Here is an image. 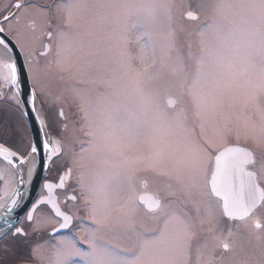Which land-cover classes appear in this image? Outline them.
Returning a JSON list of instances; mask_svg holds the SVG:
<instances>
[{"label":"snow or ice","instance_id":"obj_1","mask_svg":"<svg viewBox=\"0 0 264 264\" xmlns=\"http://www.w3.org/2000/svg\"><path fill=\"white\" fill-rule=\"evenodd\" d=\"M175 5L176 0H59L55 9L63 24L55 28L52 9L32 0H16L15 11L0 12V46L11 61L0 79L17 87L10 44L24 45L13 23L26 20L33 31L39 26L54 57L45 68L69 78L91 67L99 42L114 53L104 91L73 89L88 136L73 163L94 165L86 186L94 227L81 238L88 250L61 239L53 245V264H264V0H210L199 13L189 5V20L206 17L192 30L174 20ZM28 69L34 81L38 69L31 59ZM162 89L169 90L166 104ZM30 100L34 105L35 91ZM37 119L43 132L44 121ZM232 136L254 147L227 150L233 156L230 194L221 205L224 154L213 153L218 141ZM41 149L52 155L66 151L59 140L33 142L29 175ZM233 174L238 187L231 183ZM149 180L157 182V191L138 195ZM78 182L83 189V175ZM56 214L63 216L61 228L73 219L58 208ZM15 231L23 234L22 228Z\"/></svg>","mask_w":264,"mask_h":264},{"label":"flooded vegetation","instance_id":"obj_2","mask_svg":"<svg viewBox=\"0 0 264 264\" xmlns=\"http://www.w3.org/2000/svg\"><path fill=\"white\" fill-rule=\"evenodd\" d=\"M16 0H0V12L4 14H8L9 12L15 11L12 7ZM33 3L38 5H42L45 8H51L52 12H56L55 5L59 2V0H32ZM59 21L53 14V28L58 25ZM63 23V22H62ZM39 24V21H38ZM7 27V26H6ZM12 27L15 31H18L21 34V37H37L39 38V45L34 49L33 55L31 57H26L23 49L19 46L23 58L25 60L26 67L28 66L29 59L31 62L37 61L40 63L49 52L46 51L45 45L49 44L48 37L42 34V30L37 27L35 31H33L28 26V21H21L20 24H12ZM52 29H49L51 31ZM55 34H53L54 36ZM43 47V49H41ZM28 70V68H27ZM29 72V71H28ZM68 85L66 83L62 84L61 87V94L59 99L61 100L60 105L58 106V115L59 120L67 117L68 123L66 125L71 124L73 129L72 139L69 141L67 137H61V131L64 130V126L61 127V130H56L54 135L57 137L59 141L66 145V143L70 142L71 148L70 151L58 153L57 156L51 162L49 168L46 171V174L43 176L39 189L37 198L46 196L48 194L47 190L44 187L45 182H54L56 184V189L54 190V195L56 196L57 202L59 204L62 213L72 217V221L68 227L61 228L60 225L64 223L63 216H57L53 212V210L47 204H39L34 208L32 211V220H29L28 214L31 209V206L35 203L36 200L31 204V206L26 209V211L22 214L19 223L13 227L4 237L0 239L3 240L5 237L6 239L4 243H0V264H13L12 261H15V258H18L16 263L14 264H43L44 259L38 256L37 250L42 243H46L49 239H54L58 237H67L74 239L79 247V237H85L87 235L86 228L84 225H89L83 221V214L87 217L89 215L88 206L85 205L86 203V196L87 191L82 189L81 184L78 182L81 179L80 171L81 167L74 164L72 161L74 158L81 154V144H85L84 139L86 140L87 135L84 131L85 125L82 121V113L79 111V107L77 104L73 103V106L66 100L68 98ZM167 95H162V101L164 104L167 102ZM75 115H74V112ZM63 113V115H61ZM61 118V119H60ZM65 124V123H64ZM74 126V128H73ZM2 133V134H1ZM12 137L4 135L0 129V143L7 146L8 148L14 149L15 144L10 140ZM29 144V142H28ZM27 144V146H28ZM235 145L240 147H248L252 148L253 145H250L244 141L237 142L229 141L223 144V147L217 148L214 152V156L222 151L224 147ZM225 147V148H226ZM15 150V149H14ZM227 158L230 160V164L227 163L225 166V174L219 178V184L222 188H225L226 192L230 189L229 186V177L228 173L230 171V166L233 160L232 154H228ZM227 159V160H228ZM215 170V159L210 165V172ZM251 167H249V171H251ZM70 172V174H69ZM83 175V173H82ZM86 175V174H85ZM63 177V183H61V178ZM87 176L83 175L84 184L86 185V178ZM211 179V175H209V180ZM60 181V183H59ZM147 182V186H139L138 187V195H152L157 191V182L152 180ZM232 184L238 187V179L236 178L235 174L232 175ZM75 197V199H73ZM220 199V198H218ZM220 203L222 205V200L220 199ZM43 211L45 214L41 215ZM37 215L41 216V222L45 223L42 227H34L33 221L37 219ZM45 221H44V220ZM43 220V221H42ZM22 228L23 234H16V228ZM35 229V230H34ZM82 240V239H81ZM38 244H40L38 246ZM35 249V256H33V251Z\"/></svg>","mask_w":264,"mask_h":264},{"label":"rangeland","instance_id":"obj_3","mask_svg":"<svg viewBox=\"0 0 264 264\" xmlns=\"http://www.w3.org/2000/svg\"><path fill=\"white\" fill-rule=\"evenodd\" d=\"M209 2H210V0H183V2H182V0H176V5L173 8L174 20L177 23H182L183 26L188 30L194 29L195 26L198 23H201L202 21H204L206 19V17H205V15L200 14L198 20H189L188 18L185 17V14L187 13V11L190 10L188 6L191 5V10L199 13L200 12L199 6L202 4H207ZM53 14L56 17V19L59 21L58 25H62L63 24L62 23L63 22L62 16L56 15V12H53ZM179 38H180V41L183 42L185 40V34L180 33ZM53 39H55V35L53 36ZM101 39H102V34H101V37L98 38V42ZM191 39L193 41L194 46H196L197 38L195 36H193ZM48 42H49V39H48ZM20 43L24 45V47L22 49H23V52L25 53L26 57L28 58V57H31L33 55L32 51H34V49L37 47V45H39V38L34 37V36L33 37H21ZM104 48H105V45L102 42H99V51L97 52V55L94 57H91V59L93 61L91 67H83L81 69V71L78 73H75L72 78H69L67 75L59 73L57 71L47 70L45 68V66L48 65L49 62L54 59L53 54L51 52H49L45 57H43V60L40 63H37V61L33 60L32 63L37 66L38 70L34 73L35 80L33 81L32 79H30V81H31V84L36 91L37 98L40 102L43 114L45 116V121H46L47 126L49 128V131L51 133L54 134V132H56L55 129L61 130V127L65 125L64 130L61 131V134H60L61 137L62 136L67 137L70 141L72 139V135L74 134L71 124L66 125V123H68V120H69V119H67V117H66V119L60 118L61 120H59L58 106L61 103L59 96L61 94L62 84L66 83V85H68L69 91H68V95H67L68 98L66 100L72 106H73V103L79 105V100L75 97V94L73 91L74 88L81 90V91H91V92H95L97 90L102 92L105 90V86H104L103 82L108 80L112 75V73H111L112 65L110 63V56L114 55V53H107L104 51ZM41 49H43V47ZM131 50H132L133 54L136 53L135 45L132 46ZM27 68H28V66H27ZM28 71H29V69H28ZM29 78H30V74H29ZM7 88H8L7 85L5 87H2L0 84V90H2V93L0 92V100L12 101L14 103V105H16L14 98H12V97L10 98V96L6 93ZM9 91L11 93H13L11 90H9ZM168 92H169V90L162 89V93H161V97H160L162 104H164L162 101V95L168 96ZM0 107L2 108L1 105H0ZM73 112H74V110H73ZM74 115H75V112H74ZM81 118H82V116H81ZM84 125L86 128L85 123H84ZM73 128H74V126H73ZM197 131H198V129H197ZM87 140H88V136H87L86 140L84 139V142H87ZM229 141L237 142L234 136L229 137L227 142H229ZM240 141H244L243 138ZM227 142L218 141L217 142V148L223 147V144H225ZM246 143L252 145L251 141H248ZM85 146H86V143H85ZM29 147H30V145L28 144L27 148L23 150V147H19L18 145H15L16 149L15 148L14 149L19 154H22L25 156L29 151L28 149H30ZM70 148H71L70 142H69V145H68V143H66V145H65L66 154L68 151H70ZM80 152H81V150H80ZM80 155L76 156L74 159L78 158ZM84 155L87 156V154H84ZM83 163H85L87 166L84 168H81L80 175L82 177V173H83L84 176H87L86 177L87 178L86 185H85V187H86L88 184H90L92 182V175H91L90 169L94 165L88 160L83 161ZM12 178L14 179V176L12 175V170H11L10 166H8L6 163L0 161V189H1V186L5 182H9V181L13 180ZM150 182H152V180H150ZM83 189H85V188H83ZM86 191H87V187H86ZM87 194H88V191H87ZM85 205H87V204L85 203ZM88 210L90 213V208H88ZM40 212H41V215L45 214L43 211H40ZM36 218L37 219H35L33 221L34 227H42L46 222H48V221H45L43 219L45 221V223H42L41 222L42 218L40 215L39 216L37 215ZM82 218H83V221L85 223L89 224V225H84V228L90 229V228L94 227L91 219L89 218V215L86 217L83 214ZM146 223H148L150 225L151 222H146ZM108 235L114 236L116 234L115 233H109ZM4 239H6V237ZM4 239L1 240L0 243H4L5 242ZM61 239L74 240V239H72L71 236H70V238L58 237V238H54V239H49L46 241V243H42L41 245L38 244V246L39 245L40 246L37 250V253H38V256H40L41 258L44 259L43 264H53V261L55 260V252H56V249L53 247V245H56ZM79 248H81V250H83V251L88 250V245L86 243H84L83 240L80 239V237H79ZM17 260H18V258H15V261H12L13 264L16 263Z\"/></svg>","mask_w":264,"mask_h":264},{"label":"water","instance_id":"obj_4","mask_svg":"<svg viewBox=\"0 0 264 264\" xmlns=\"http://www.w3.org/2000/svg\"><path fill=\"white\" fill-rule=\"evenodd\" d=\"M185 17L187 18L186 14ZM10 46L12 47V52L9 55L16 62L17 75H18V87L16 85H12L11 83H10V87L13 90V98L15 100V103L21 109L23 116L29 126L31 133V144L33 142L39 143L42 139L57 141L58 140L57 137L49 131V128L45 121V116L43 114L36 93H35L34 105L30 100V95L35 90L30 82L28 70L23 55L21 53V50L19 49L18 45L15 43L10 44ZM16 98L18 99L19 103L17 102ZM36 105H38L42 111V115L44 119L43 132L40 131L41 124H40V120L37 119L38 114L36 110ZM231 147H236V146L235 145L227 146L222 151L216 154V155H220L221 153L224 154V159L222 161L224 168L225 166H227V163L230 164V160L227 158V155L230 153H228L227 150ZM29 154H30V149L28 153L25 156H23L17 153L16 151L12 150L11 148H8L7 146L0 143V160L6 163L8 166H10L11 170L13 169L16 170L17 172L15 186L8 200L0 209V238H2L5 234H7L13 227H15L19 223L22 214L26 211V209H28L31 206L34 200H36L40 182L43 176L46 174V171L51 161L55 156H57L58 153L52 155L51 152H46L43 149H41V154L36 160L35 169L28 178V180L25 182L19 172V168L23 164L27 155ZM48 156H51V158L50 159L45 158ZM46 185H52L51 189L46 187ZM44 187L47 190L48 194L46 196L39 197L35 201V203L31 206L29 213H32L34 208L42 203L47 204L55 214L57 208L62 213V210L60 209L59 204L57 202L56 196L54 195V190L57 187L56 184L54 182H45ZM221 190H222V196L220 199L222 200V204H223L222 197L224 195L230 194V189L226 192L225 191L226 189L222 188L221 186ZM13 201H15V204H13ZM8 209H11V211L10 212L7 211ZM5 221H7L8 223L6 224ZM8 225H11V227H9Z\"/></svg>","mask_w":264,"mask_h":264},{"label":"trees","instance_id":"obj_5","mask_svg":"<svg viewBox=\"0 0 264 264\" xmlns=\"http://www.w3.org/2000/svg\"><path fill=\"white\" fill-rule=\"evenodd\" d=\"M0 105L2 106V108L0 107L1 131L4 135H10L12 137L10 140L15 145L23 147V150L26 149L30 141V131L21 110L8 100H0Z\"/></svg>","mask_w":264,"mask_h":264},{"label":"bare ground","instance_id":"obj_6","mask_svg":"<svg viewBox=\"0 0 264 264\" xmlns=\"http://www.w3.org/2000/svg\"><path fill=\"white\" fill-rule=\"evenodd\" d=\"M6 62H10V61L8 60V57L3 54L2 46H0V77H2L7 72V69L4 68V64ZM0 84H1L2 87H5L6 85H10L9 82L4 81L3 79H0ZM11 95L13 96L12 93H11ZM17 101H18V99H17ZM36 110H37V114L40 117V119L44 121L41 108L38 105H36ZM31 164H32V156L29 154V155H27V157L25 158L23 164L19 168V172H20V174L23 177V179H24L25 182L30 177V175H29V168H30ZM12 175L14 176V179L12 178L13 180H11L9 182H5L1 186V189H0V209L2 208V206L8 200V198H9V196H10V194H11V192H12L14 186H15L16 178H17V172H16V170H13L12 169Z\"/></svg>","mask_w":264,"mask_h":264}]
</instances>
